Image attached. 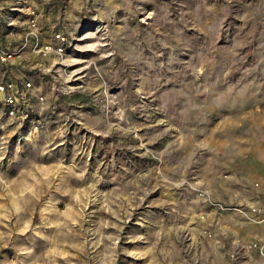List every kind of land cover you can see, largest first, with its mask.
<instances>
[{"label":"rangeland","instance_id":"rangeland-1","mask_svg":"<svg viewBox=\"0 0 264 264\" xmlns=\"http://www.w3.org/2000/svg\"><path fill=\"white\" fill-rule=\"evenodd\" d=\"M39 4L61 54L0 5V264H264V0Z\"/></svg>","mask_w":264,"mask_h":264},{"label":"built area","instance_id":"built-area-1","mask_svg":"<svg viewBox=\"0 0 264 264\" xmlns=\"http://www.w3.org/2000/svg\"><path fill=\"white\" fill-rule=\"evenodd\" d=\"M40 1L42 3H50L52 0H0V5L6 7L5 22L8 26L13 25L17 20L23 21L27 25L28 31L25 38L34 39L33 52L43 55L51 52L61 54L66 43V38L60 33L54 34L55 43H46L39 45L36 43L38 38V15L36 14L35 4ZM20 17L21 19H19ZM22 48H8L0 42V64H7L11 60L20 57ZM30 82H23L18 85L13 80L0 81V96L5 110L6 117L12 122L20 126L25 120L29 119L26 110V104L31 95ZM38 101L43 100V96L35 95ZM244 250L256 249L260 254H264V244L251 242L244 247Z\"/></svg>","mask_w":264,"mask_h":264},{"label":"crops","instance_id":"crops-1","mask_svg":"<svg viewBox=\"0 0 264 264\" xmlns=\"http://www.w3.org/2000/svg\"><path fill=\"white\" fill-rule=\"evenodd\" d=\"M39 3H40V1H38V2L35 4V9H36V5H37V6L40 5ZM249 243H250V242H249ZM246 244H247V243H246ZM244 246H245V245H244ZM244 246H241V249H242V247H244ZM256 251H257V250H256Z\"/></svg>","mask_w":264,"mask_h":264}]
</instances>
